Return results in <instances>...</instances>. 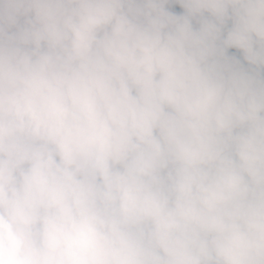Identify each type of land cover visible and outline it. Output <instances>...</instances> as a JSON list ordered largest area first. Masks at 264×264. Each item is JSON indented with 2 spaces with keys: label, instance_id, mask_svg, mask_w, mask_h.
I'll list each match as a JSON object with an SVG mask.
<instances>
[{
  "label": "clouds",
  "instance_id": "9594fccd",
  "mask_svg": "<svg viewBox=\"0 0 264 264\" xmlns=\"http://www.w3.org/2000/svg\"><path fill=\"white\" fill-rule=\"evenodd\" d=\"M0 264H264V0H0Z\"/></svg>",
  "mask_w": 264,
  "mask_h": 264
},
{
  "label": "trees",
  "instance_id": "16d2710c",
  "mask_svg": "<svg viewBox=\"0 0 264 264\" xmlns=\"http://www.w3.org/2000/svg\"><path fill=\"white\" fill-rule=\"evenodd\" d=\"M232 51H235V50H232Z\"/></svg>",
  "mask_w": 264,
  "mask_h": 264
}]
</instances>
